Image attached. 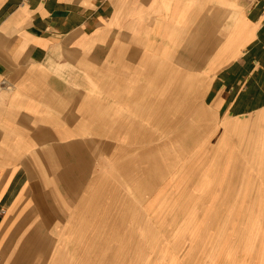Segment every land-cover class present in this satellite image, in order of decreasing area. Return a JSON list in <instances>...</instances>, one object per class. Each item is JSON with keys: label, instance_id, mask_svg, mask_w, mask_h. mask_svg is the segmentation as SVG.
<instances>
[{"label": "crops", "instance_id": "0c3cea01", "mask_svg": "<svg viewBox=\"0 0 264 264\" xmlns=\"http://www.w3.org/2000/svg\"><path fill=\"white\" fill-rule=\"evenodd\" d=\"M2 83L1 264H179L132 225L264 166V0H0Z\"/></svg>", "mask_w": 264, "mask_h": 264}, {"label": "rangeland", "instance_id": "374dc122", "mask_svg": "<svg viewBox=\"0 0 264 264\" xmlns=\"http://www.w3.org/2000/svg\"><path fill=\"white\" fill-rule=\"evenodd\" d=\"M245 156L247 161L242 169H220L215 158L207 165L197 166L196 184L192 180L190 187L181 189L172 203L165 201L161 215L148 214L146 226L132 225L151 228L130 233L133 244L139 245L150 259L155 257L152 244L158 237L166 239L163 255H178L179 264H264V166L256 159L252 162L255 153ZM178 174L180 185L188 181L183 170ZM219 179L222 187L228 184V199L221 207L218 201L209 205L203 199L214 191L213 184ZM189 196L195 198L190 200ZM220 208L224 214H219Z\"/></svg>", "mask_w": 264, "mask_h": 264}, {"label": "built area", "instance_id": "2783aa9c", "mask_svg": "<svg viewBox=\"0 0 264 264\" xmlns=\"http://www.w3.org/2000/svg\"><path fill=\"white\" fill-rule=\"evenodd\" d=\"M2 85H3V83H2V84H0V89L2 88ZM0 264H1V261H0Z\"/></svg>", "mask_w": 264, "mask_h": 264}]
</instances>
